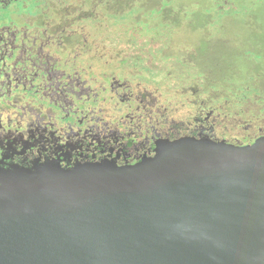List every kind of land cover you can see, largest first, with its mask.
I'll return each instance as SVG.
<instances>
[{"label":"water","instance_id":"obj_1","mask_svg":"<svg viewBox=\"0 0 264 264\" xmlns=\"http://www.w3.org/2000/svg\"><path fill=\"white\" fill-rule=\"evenodd\" d=\"M0 264H264V137L136 166L0 168Z\"/></svg>","mask_w":264,"mask_h":264},{"label":"flooded vegetation","instance_id":"obj_2","mask_svg":"<svg viewBox=\"0 0 264 264\" xmlns=\"http://www.w3.org/2000/svg\"><path fill=\"white\" fill-rule=\"evenodd\" d=\"M106 4L92 16L86 0H0L1 169L131 167L164 142L224 141L214 131L220 100L209 110L195 101L191 119L182 99L142 85L138 57L113 47Z\"/></svg>","mask_w":264,"mask_h":264},{"label":"rangeland","instance_id":"obj_3","mask_svg":"<svg viewBox=\"0 0 264 264\" xmlns=\"http://www.w3.org/2000/svg\"><path fill=\"white\" fill-rule=\"evenodd\" d=\"M157 9L132 8L108 25L113 47L138 57L142 85L167 103L182 99L189 118L195 101L209 110L220 100L214 131L230 144L264 134V61L260 71L251 56L255 43L264 51V0H167ZM169 20L180 22L174 31Z\"/></svg>","mask_w":264,"mask_h":264},{"label":"trees","instance_id":"obj_4","mask_svg":"<svg viewBox=\"0 0 264 264\" xmlns=\"http://www.w3.org/2000/svg\"><path fill=\"white\" fill-rule=\"evenodd\" d=\"M86 2L89 4V10H87L88 13L92 12V16H95L98 13H101V15L107 11V4L106 2H108V6H109V10H111V15L112 18H116L115 15H118V13H126V11H130L132 8H139V12H141L140 10L146 12V11H158L157 8H160V6H162L163 4L166 5L167 0H86ZM156 8V9H153ZM144 12H141L142 14H145ZM254 10L251 9V15L254 16ZM87 17L88 15L85 14ZM99 18V17H97ZM239 20H247L244 17H238ZM103 22V20H100ZM198 21L200 24L199 26L202 24L204 27H206L207 23L205 21V17H199ZM104 23V22H103ZM180 22H176L173 20H169L166 21V23L164 25L166 26H170L171 28H173V31L179 26ZM105 24V23H104ZM160 24V23H159ZM249 24V22H248ZM161 25V24H160ZM101 26V25H100ZM96 31H99L100 27H98L96 25ZM103 28V26H101V29ZM257 44L255 43V46H252V54L251 55L253 57V59L255 60V58H258L259 61V65H260V71L263 67V61H264V51H263V47L261 46H256ZM216 67V66H215ZM264 99V97H263Z\"/></svg>","mask_w":264,"mask_h":264},{"label":"clouds","instance_id":"obj_5","mask_svg":"<svg viewBox=\"0 0 264 264\" xmlns=\"http://www.w3.org/2000/svg\"><path fill=\"white\" fill-rule=\"evenodd\" d=\"M220 142V141H219ZM225 142V141H224ZM227 143V142H226ZM228 144H230V143H228ZM232 145H235V144H232Z\"/></svg>","mask_w":264,"mask_h":264}]
</instances>
